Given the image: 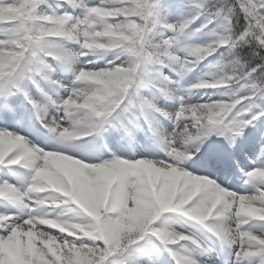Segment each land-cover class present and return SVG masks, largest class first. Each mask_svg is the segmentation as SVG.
Segmentation results:
<instances>
[{"label": "snow or ice", "instance_id": "1", "mask_svg": "<svg viewBox=\"0 0 264 264\" xmlns=\"http://www.w3.org/2000/svg\"><path fill=\"white\" fill-rule=\"evenodd\" d=\"M141 117L163 158L70 150ZM0 169V264H264V0H0Z\"/></svg>", "mask_w": 264, "mask_h": 264}, {"label": "rangeland", "instance_id": "2", "mask_svg": "<svg viewBox=\"0 0 264 264\" xmlns=\"http://www.w3.org/2000/svg\"><path fill=\"white\" fill-rule=\"evenodd\" d=\"M173 18H177V14H174ZM84 59L85 60H89V59L95 60V57L89 56V57H86ZM103 64H104L103 60L98 61V66H103ZM187 76H185V77H187ZM61 79L66 83L68 88H71L74 78H73V76L70 73H62L61 74ZM192 79H193V77H192ZM194 79H196V78H194ZM179 89H180V94L189 103H200V102H203V100H206L208 97H210V95H208V94L206 96V92H204V91L194 90L191 93L186 92L185 89H187V88H185V86L183 85L182 81L179 83ZM191 97H195V98L192 100ZM161 102L165 103L164 101H161ZM166 107H168V109L170 111H174V110L178 109L179 104L177 102H174V101H168V102H166ZM52 111L55 114V110L52 109ZM59 115H63V113L61 112V113H59ZM157 120H158L159 124L162 125L163 129L170 130V128L172 126V122L171 121L165 120V119H163L162 117H159V116H157ZM137 125L139 127H141V128H144V124L141 122V120H139ZM16 129H17V126L13 125L12 126V130L15 131ZM132 131H133V140H130L131 145H129V144L127 145V147H130L129 148V153L127 155L124 152H122V150H120V152L119 151H114V149H115L114 145H110V143H109V141L112 140V136H108V135H107L108 138H106L104 140V147L101 150L98 149V150L91 151L90 149L86 148L85 144L84 145H75L73 147V149H71V150L74 151L76 154L82 156L85 159L94 160V161H97V162L100 160V157H103L102 153H101L103 150H108L111 154L115 153L117 156H122V157L127 158V159H134V158H136L139 155H147V156H150L151 158H155V159H161V158L164 157V152L161 149V147L158 145V143L156 145L157 148L152 150V151H150V152L146 151L147 147H145L144 142H135L134 143V139L137 140V138H138V137L135 138L136 137L135 134H136L137 130L135 129V130H132ZM109 132L112 133V131H109ZM247 132H248V130H246V134H247ZM22 134L26 135V131L22 130ZM108 139H109V141H108ZM51 140H52L51 142H53V144H55V141L53 140V138ZM101 143H103V141H101L100 144ZM244 143L245 142L242 140L241 148H243ZM118 148L120 149V147H118ZM125 151H126V149H125ZM96 154H98V155H96ZM104 159H108V158L104 157L101 160H104ZM24 172L25 173L27 172V175H28V170L25 169ZM0 177H4L2 175V173H0ZM232 182H234L233 179H230L228 181V184L231 185L232 190H234V191L244 192L246 190H251V186L250 185H244L243 184V185L240 186L241 182L239 181V184H238L239 187H237V186H234V184ZM0 210H3L2 206H0ZM12 210L13 211H17L16 209H12ZM61 211H62V209H59V208L56 209V213H60ZM177 219L179 220L180 217L177 216ZM181 221L183 222L184 220L181 219ZM176 224H177V227L183 226V227L189 229L190 231L195 232L197 235L201 236L202 238H204L205 236L208 235L205 232V230H203L199 225L192 224V227H190L186 223H179L177 220H176Z\"/></svg>", "mask_w": 264, "mask_h": 264}, {"label": "trees", "instance_id": "3", "mask_svg": "<svg viewBox=\"0 0 264 264\" xmlns=\"http://www.w3.org/2000/svg\"><path fill=\"white\" fill-rule=\"evenodd\" d=\"M211 59L212 58L210 57L209 60ZM197 71L199 78L202 77L206 72L209 71V62L208 61L203 62L199 67H197ZM205 90L210 91L209 95L212 99H218L221 95L229 91L227 88H223V87L218 89H205Z\"/></svg>", "mask_w": 264, "mask_h": 264}]
</instances>
